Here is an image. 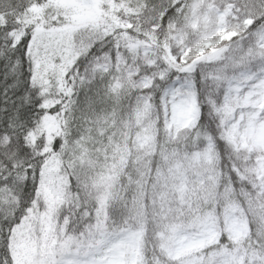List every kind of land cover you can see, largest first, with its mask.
Masks as SVG:
<instances>
[{"label": "snow or ice", "instance_id": "obj_1", "mask_svg": "<svg viewBox=\"0 0 264 264\" xmlns=\"http://www.w3.org/2000/svg\"><path fill=\"white\" fill-rule=\"evenodd\" d=\"M0 264H264V0H0Z\"/></svg>", "mask_w": 264, "mask_h": 264}]
</instances>
